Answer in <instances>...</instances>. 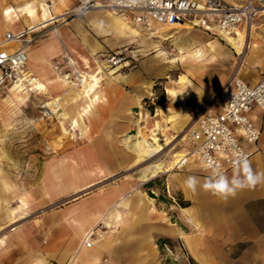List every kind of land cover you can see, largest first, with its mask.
<instances>
[{"label": "crops", "instance_id": "obj_1", "mask_svg": "<svg viewBox=\"0 0 264 264\" xmlns=\"http://www.w3.org/2000/svg\"><path fill=\"white\" fill-rule=\"evenodd\" d=\"M0 4L7 5L4 0ZM70 4L76 5L77 0H71ZM1 6L0 41L7 31L24 32L23 38L30 40L26 45L27 70L36 77L39 90L0 87V92L19 100L24 108L34 104L41 114L37 107L39 100L65 91L67 98L57 111L61 110L64 116L66 108L74 109V113L83 111V119L75 123L74 113L66 117L76 126V138L59 144L60 148L71 147L68 151L46 160L44 157L36 160L33 153L20 159L8 150L13 148L12 143L0 140V228L33 205L29 198L35 193L29 182L33 179L37 180L40 201L44 202L98 184L135 165L126 135L141 124L142 119L136 118V109L144 97L141 87L132 86L140 83L135 73L127 71L122 64L107 72L99 62L105 50L122 44L137 30L131 23L120 17L115 23L110 12L94 10L83 19L62 21L48 28L55 20L43 23L49 17L44 9L40 17L24 18V23L19 19L8 23ZM155 24L160 29L165 26ZM176 27L216 33L191 24ZM221 39L227 43L225 38ZM15 42L18 47L25 41ZM208 48L214 52L207 55L218 59L223 55L214 46ZM199 54L189 53L185 72L178 75L176 85L167 87L170 97L183 107L186 119L191 116L192 105L207 101L226 79V76L212 78L206 72L205 58L200 57L206 52ZM67 55L74 59L73 64ZM243 64L241 77L250 84L264 77V14L255 18L251 48ZM79 74L84 80L95 75L100 82L93 107L87 106L88 98L81 96V90L74 86L75 82L78 88L82 86ZM68 77L72 83L66 82ZM41 81L45 86H39ZM249 116L261 129V136L247 147L254 151L248 160L254 172H264V110L255 106ZM26 119L36 125L34 118L26 116ZM184 123L176 122L178 129ZM41 126L44 131L51 130L45 121ZM0 133H4L1 128ZM175 153L188 151L178 150L169 160L163 158L166 169L161 172L165 175L168 194L164 191L159 195L151 189L155 196H149L146 189L123 178L0 236L3 237L0 264H101L103 257L117 264H170L167 260H173L166 258L161 245L164 241L170 244L177 259L186 258L194 264H264V183L238 190L227 199L214 196L200 186L193 192L185 186L189 176L197 177L202 185L211 175L190 161L176 167ZM188 160H194L192 155ZM234 171L233 167L224 174L231 179ZM142 175L139 172L143 181L155 176ZM89 234L92 243L86 246L84 239Z\"/></svg>", "mask_w": 264, "mask_h": 264}, {"label": "rangeland", "instance_id": "obj_2", "mask_svg": "<svg viewBox=\"0 0 264 264\" xmlns=\"http://www.w3.org/2000/svg\"><path fill=\"white\" fill-rule=\"evenodd\" d=\"M227 1L239 3L244 0ZM4 2L7 5L3 6L15 7L18 13H20L18 10L19 7L31 3L34 12L30 17H40L42 12L41 6L49 12V16L52 14L58 15L56 17L59 18L57 20L53 18L52 20L55 21L51 20L52 22L48 24V28L62 21L69 22L72 19H83L64 17L66 11L75 6L70 4L71 0H4ZM101 11L107 13L110 12L114 17L115 23L117 21L116 18L120 17L123 21L135 26L137 30L132 31L130 37L122 44L119 43L114 48H108L105 50L102 55L99 56V62L105 65L108 72L113 67L119 65H110V63H108L106 58L111 53L122 51L126 56V64L124 68L131 73H135L140 79L139 84H132V86H135L136 88L141 87L142 93L144 94V97L141 100V106H138L136 109V118L137 120L142 119L141 124L146 134L156 132L157 136L160 135V138L162 137V139L164 138V141H167V145L160 152L162 159L169 160L175 151L190 149L189 137L187 135V126L190 118H185L186 116L183 107L181 104H178L175 99L170 97L167 92V87H171L172 84L176 85L178 75L181 72H185L189 51L193 49L196 50L200 48V53L206 52V54H203L204 56L202 55L200 57L205 58L204 61L207 65L206 72H208L214 79L221 76H226L227 79L229 75H231L232 71L238 64V54L229 46V44L221 39V36L217 33H205L203 30L194 27L179 28L176 26H164L159 29L156 27L157 25L155 23L150 25L140 24L133 18V15L129 13L122 14V12L108 9ZM19 21L22 23L25 22L23 17L19 18ZM48 21H44L43 23H47ZM162 32L167 33L162 34ZM168 34H171V36L163 38ZM210 45L214 46L217 51L223 52L220 59L214 58L212 55H207L210 52H214L209 50L208 47ZM173 58H176V60H173ZM241 66L244 67V64ZM96 70L99 69L96 68ZM75 83L74 86L77 90H81V88L77 87L78 83ZM3 97L6 99H3ZM174 98H177V96ZM60 111H57L52 117L46 118L37 111L34 104L24 108V105L19 100L14 98L11 99L6 93L0 92V128L4 131L3 135L0 133V140H6L7 143H12L10 145H12L13 148L8 150L12 151L14 155H18L20 159L24 158L27 153H33L36 160L38 158L42 159L41 157H44V160H46L53 156H59L60 153H65L71 148H60L59 144H62L66 139L73 140L76 138V126L71 123L68 118L62 115ZM26 116L34 118L36 125H32V120L30 121L31 123L27 121ZM42 121L49 123L51 130L48 131L45 129L44 131V128L42 126L40 127ZM61 121H63L62 124L64 125V129L62 128ZM178 121H185L184 125L179 129L176 125V122ZM55 124L60 125V128H56ZM135 130L136 129L132 132H135ZM60 132L62 133L61 135H59ZM49 142H51V147L48 146L50 144ZM244 144L246 147L250 146L249 143ZM53 146L55 147L54 149ZM173 157L176 160L177 157L174 155ZM193 159L194 160L189 161L198 167L200 164L195 158ZM149 160L139 163L137 162L128 169L103 179L98 184L59 197L50 198L44 202L40 201L42 197L37 194V180L33 179L29 181L31 187L35 189V193L29 197L33 205L25 208V211L18 215L17 218L11 219L8 223L3 225L2 228H0V236L16 229L17 226H23L27 224V222L38 219L49 212L58 211L66 205L91 194L97 189L106 188L123 178L134 182L139 188L146 189L149 196H155L152 190L157 191L159 195L164 193V191L168 194L163 172H158L155 176H152V174L149 173L146 177H152L145 181L139 178V172L143 174L142 172ZM175 160L173 163H175ZM203 169L205 168L203 167ZM204 173H208V171L205 170ZM167 261L171 262L170 264H194L191 260L186 258H178L176 261ZM160 264H162V262Z\"/></svg>", "mask_w": 264, "mask_h": 264}, {"label": "built area", "instance_id": "obj_3", "mask_svg": "<svg viewBox=\"0 0 264 264\" xmlns=\"http://www.w3.org/2000/svg\"><path fill=\"white\" fill-rule=\"evenodd\" d=\"M104 9L132 13L144 25H149L151 21L163 25L188 22L222 37L223 34L235 35L237 29L244 30L246 34L255 18L264 14V0L239 3L227 0H77V4L68 9L64 17L83 18L91 11ZM23 36L24 32L7 31L0 41V87L37 91V79L27 70L26 45L30 40ZM246 38L249 43L251 36L245 35ZM9 40L25 42L15 48L2 45ZM247 47L248 44L244 54H238V64L223 85L207 101L191 107L187 126L190 149L187 155H192L211 176L215 172L224 174L232 169L238 153L249 159L254 151L244 143H256L261 136V129L254 124L249 112L255 106L264 110V77L250 84L237 74L239 66L244 63ZM106 59L110 65L126 64L123 52H113ZM49 101L41 99L37 102L41 115L46 118L55 115L58 108L57 103ZM188 161V157L184 156L176 167ZM89 236L84 239L86 246L92 243ZM161 245L166 258L176 261L170 244L164 241ZM101 264L117 263L103 257Z\"/></svg>", "mask_w": 264, "mask_h": 264}, {"label": "bare ground", "instance_id": "obj_4", "mask_svg": "<svg viewBox=\"0 0 264 264\" xmlns=\"http://www.w3.org/2000/svg\"><path fill=\"white\" fill-rule=\"evenodd\" d=\"M42 9H44L43 6H41ZM33 6L31 3H27L26 5L19 7L18 10L20 11V13L17 12V9H15V7L13 8L12 6H2L1 8V12L3 14V17L5 18V20L8 23L11 22H15L17 19L19 18H28L30 16L33 15ZM45 10V9H44ZM45 15V11H43V16ZM58 15H50L49 17H45L44 21H48V20H52L53 18L55 20H57L59 17H56ZM62 17V16H60ZM43 21V22H44ZM180 24H190L188 22L185 23H170V24H164L166 27H173V26H177ZM55 26V25H54ZM56 28L54 27V30ZM160 29V28H159ZM252 29H253V25L250 28V30L248 29V31L245 34V31L242 30H236L235 35H224L223 34V38H225V40H227V43L230 44V46L235 49L237 51V54H244L246 51V46L248 44V49L251 48V41H249L248 43V38H246L245 40V35L248 37L251 36L252 34ZM166 34V33H165ZM171 34L169 36H164L163 38H167L170 37ZM221 38V37H220ZM44 41V40H43ZM10 42H14L13 45H9ZM2 45L8 47V48H14L16 47V42L14 40H9V41H4L2 43ZM209 50H211L209 48ZM215 50V48H214ZM201 51L200 48L196 49V50H191L189 53H191V55H200L199 52ZM216 52V51H215ZM67 59L68 61L73 64L74 63V59L67 55ZM243 67L240 65L238 70H237V74L241 77V72H242ZM82 72V71H81ZM82 74H79L78 80L80 82L81 86V91H80V95L83 97H87L88 100L86 99L87 102V106L89 107H93L94 106V99H96L98 97L97 94V89L100 85V82L98 81V79L95 77V75L90 78L89 80H84L81 76ZM85 77V76H84ZM186 81V80H185ZM67 83H72V80L69 79V77L67 78ZM40 87L45 86L44 83L39 84ZM65 98H67V96L65 95V91L58 95V96H51L49 98V102H55L57 103L56 105L58 106V108L55 110V112H57V110L59 109V107H63L62 103L64 104ZM65 117H67L70 113H74V109L73 110H68L67 108L64 109ZM72 119L73 122L75 123H79L80 120L83 119V111H77L76 113H74V115H72ZM139 122V121H138ZM160 136V135H159ZM159 136H157L156 132H153L151 134H146L145 130L143 129V126L141 124H138L137 130L133 133H128L126 135V140L128 142L129 148L130 150L134 153V161L135 163H139L142 161H146L149 160L148 164L145 166V169L143 170V177H146L149 173H151L152 175L157 174L158 172L164 171L165 168V164L164 161L162 159V156L160 154V152L165 148V146L167 145V141H164L162 138H160ZM176 158L175 163L177 166V162L180 160V158L186 156L189 157L190 155L187 154H182V153H175L174 154ZM22 217V216H21ZM17 220V219H16ZM2 228V227H1Z\"/></svg>", "mask_w": 264, "mask_h": 264}, {"label": "clouds", "instance_id": "obj_5", "mask_svg": "<svg viewBox=\"0 0 264 264\" xmlns=\"http://www.w3.org/2000/svg\"><path fill=\"white\" fill-rule=\"evenodd\" d=\"M234 169L231 179L223 173L215 172L213 176L207 177L202 185L197 177L189 176L185 180V186L193 192L200 186L214 196L227 199L235 196L238 190L254 188L257 184L264 183V172H254L249 160L242 154H237Z\"/></svg>", "mask_w": 264, "mask_h": 264}]
</instances>
